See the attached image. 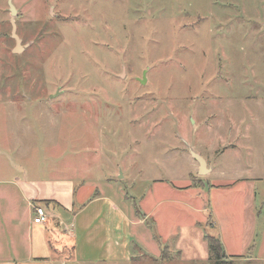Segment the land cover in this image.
Listing matches in <instances>:
<instances>
[{"label":"rangeland","instance_id":"rangeland-1","mask_svg":"<svg viewBox=\"0 0 264 264\" xmlns=\"http://www.w3.org/2000/svg\"><path fill=\"white\" fill-rule=\"evenodd\" d=\"M11 1L13 15L0 0V181L111 175L119 189L114 179L122 172L123 204L136 202L141 210L145 195L144 206L156 204V211L149 234L143 230L149 251L142 248L151 259L132 248L129 260L116 264H264V253L220 260L211 253L200 231L217 235L214 204L222 201L218 187L204 193L231 176L203 177L189 161L190 152L200 153L217 172L236 168L244 176L252 167L254 177L261 176L250 179L264 208V0ZM11 22L20 39L17 52ZM217 113L224 124L219 136ZM231 114L237 128L228 130ZM194 181L204 188L190 200L193 220L211 215L213 224L207 218L202 228L176 232L183 217L172 201L188 199L172 190ZM226 185L220 189L231 191ZM84 187L96 189L95 183ZM3 192L17 204V221L24 220L20 191L1 184L0 197ZM207 198L214 211L195 209L206 208ZM3 205L0 241L7 230ZM132 231L138 241L137 227ZM151 233L166 248L160 257L153 255L157 246L147 245H158ZM263 239L258 227L256 245ZM89 259L84 264H100ZM52 264L61 263L55 258Z\"/></svg>","mask_w":264,"mask_h":264},{"label":"crops","instance_id":"crops-1","mask_svg":"<svg viewBox=\"0 0 264 264\" xmlns=\"http://www.w3.org/2000/svg\"><path fill=\"white\" fill-rule=\"evenodd\" d=\"M225 85L230 84L227 82ZM240 111L243 113V110ZM220 113L225 112L220 110ZM220 113L216 115L218 136L222 133L221 128L224 125ZM232 116L231 114L227 117L231 118ZM231 121L228 130L237 128L236 116L234 119L231 118ZM207 129L211 130V126L208 125ZM202 144H204L203 141ZM204 145H207L209 150L214 152V146ZM229 146L234 150L237 149L235 143L229 144ZM222 151L223 149L220 148L219 152ZM233 152L234 156L236 151ZM190 154V166L199 174L200 164L194 157V153L190 152ZM196 155L205 162L206 170L201 174L204 175L203 177L210 178L215 174L221 177H225L227 174L231 176L223 184H210L207 188L208 192L204 193L205 196H209V192L216 191L212 188H219L217 196L221 198L222 204H214L215 211L212 204H209L208 198L206 208L204 204L195 205V209L198 208L197 210L200 212H208L209 206L211 211H217L214 218L217 225L216 237L222 245L225 256L227 258H241V256L247 255L248 258L252 259L254 256L257 259L255 255L248 256L250 252L262 256L264 239L256 245L255 238L258 227H261V236H264V208L261 211L260 206L262 204H257L258 188L255 182L250 179L255 176V173H251L253 168L248 167L245 172L250 174L245 176L241 173V169L236 168L229 172H217L210 165L207 157L200 153H196ZM193 159L196 162V167L193 164ZM120 173L119 180L114 179L120 183L119 189L114 185L112 180L114 176L111 175L109 178L97 181H73L58 177L39 179L24 177L0 181V185H13L20 191L25 203L21 205L26 208V218L18 222L17 204H10L5 192H3L4 196L0 197V204H5L1 206V212L5 220V229H7L2 230L5 237L3 241H0V258L11 260L12 263L9 264H18V261L22 260L21 264H37L36 262L52 264L55 258L60 260L61 264L72 262L73 264H84L90 261L89 258H99L97 262L100 264H116L118 261H128L132 248L138 256L146 255L147 253L142 248L144 246L143 237L145 236L143 230L148 233L147 222L152 219L151 216L156 211L154 209L156 204L146 202L144 206L147 200L145 195L140 198L142 200L141 210L137 208L136 202L131 207L129 204H123L127 195L122 187L124 179H120L124 176L122 172ZM243 177L247 179L245 180ZM257 177L261 178V176ZM257 177L253 179L259 180ZM87 182L91 186L95 183L96 189L91 193L89 188L84 187ZM226 183L232 186L231 191L220 189H225ZM194 187L192 183H188L184 186H174L172 190L173 196L188 199L172 201V204H175L172 210L181 212L179 217H183V219L175 222L176 232L181 229L184 234H187L192 227L198 228L202 224H206L207 218L212 221L211 215L209 217L202 214L200 220H193L194 209L193 205H189L192 204L190 200L192 198L199 199L197 196L200 195L197 189L201 187L203 189L204 185L200 183L196 185V188ZM35 206H43L48 214V222L45 224L32 222ZM133 227H137L138 241L133 235ZM200 235L206 242L203 232L200 231ZM150 237L151 241L156 239L153 233ZM156 241L158 245L147 242V245L155 251L156 246L158 247L159 251L156 254L153 252V255L160 254L162 249L160 240L156 239ZM98 250L102 251L100 257L95 253ZM146 250L148 249L146 248ZM146 256L150 258L148 255ZM206 256L207 251H205L204 257Z\"/></svg>","mask_w":264,"mask_h":264},{"label":"trees","instance_id":"trees-1","mask_svg":"<svg viewBox=\"0 0 264 264\" xmlns=\"http://www.w3.org/2000/svg\"><path fill=\"white\" fill-rule=\"evenodd\" d=\"M192 184L196 186L197 184H200V183H198V181H194L192 182ZM208 216L210 217V215ZM204 239L206 240L209 250L211 251V253L214 255L215 258H217L218 260L222 258H227L223 252L222 245L216 236L204 234ZM164 250H166V248H164ZM164 250L161 249V254H163Z\"/></svg>","mask_w":264,"mask_h":264},{"label":"water","instance_id":"water-1","mask_svg":"<svg viewBox=\"0 0 264 264\" xmlns=\"http://www.w3.org/2000/svg\"><path fill=\"white\" fill-rule=\"evenodd\" d=\"M7 3H8V6H9L10 14L11 15L15 14L16 10L14 8V5H13L12 1L11 0H7ZM11 23H12V36L16 40V47H15L14 51L17 52V51H19L21 49V47H20V39L16 35V27H15V24L13 22H11ZM194 157L197 159V161L200 164L199 174H203L204 173V170H206L205 169V162H204V160L200 156H198L196 154H194Z\"/></svg>","mask_w":264,"mask_h":264},{"label":"built area","instance_id":"built-area-1","mask_svg":"<svg viewBox=\"0 0 264 264\" xmlns=\"http://www.w3.org/2000/svg\"><path fill=\"white\" fill-rule=\"evenodd\" d=\"M48 220V216L41 206L34 207V216L32 222L35 224H44Z\"/></svg>","mask_w":264,"mask_h":264},{"label":"bare ground","instance_id":"bare-ground-1","mask_svg":"<svg viewBox=\"0 0 264 264\" xmlns=\"http://www.w3.org/2000/svg\"><path fill=\"white\" fill-rule=\"evenodd\" d=\"M42 207V206H41ZM43 208V207H42ZM44 209V208H43ZM45 211V210H44ZM47 214V213H46ZM47 216H48V214H47ZM49 221V218H48V220L46 221V222H48ZM45 224V223H44Z\"/></svg>","mask_w":264,"mask_h":264}]
</instances>
